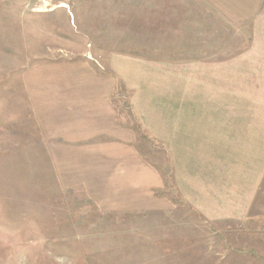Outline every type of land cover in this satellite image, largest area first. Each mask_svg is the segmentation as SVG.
<instances>
[{"label":"rangeland","instance_id":"obj_1","mask_svg":"<svg viewBox=\"0 0 264 264\" xmlns=\"http://www.w3.org/2000/svg\"><path fill=\"white\" fill-rule=\"evenodd\" d=\"M251 30L199 0H0V264H264V219L208 221L183 200L169 152L131 102L149 91L140 106L158 112L155 63L191 57L175 52L205 41L234 52ZM80 70L116 78L118 120L161 174L167 210L101 209L82 186L59 182L49 150L64 141L48 129L51 92Z\"/></svg>","mask_w":264,"mask_h":264},{"label":"crops","instance_id":"obj_2","mask_svg":"<svg viewBox=\"0 0 264 264\" xmlns=\"http://www.w3.org/2000/svg\"><path fill=\"white\" fill-rule=\"evenodd\" d=\"M199 1L231 23L250 22L248 46L232 52L228 42L211 46L205 41L210 33H198L192 39L207 47L177 50L191 57L155 63L162 85L158 112L140 106L149 91L141 100L135 92L131 102L141 124L169 152L183 200L208 221L263 220L264 1ZM64 76L55 82L48 116V129L64 141L49 150L59 182L82 186L101 209L167 210V197L159 195L161 174L139 155L133 132L118 120L116 78L82 70ZM147 85L150 90L152 82Z\"/></svg>","mask_w":264,"mask_h":264}]
</instances>
